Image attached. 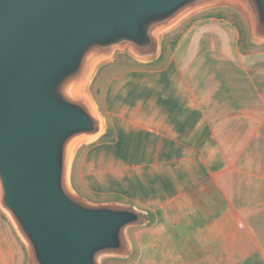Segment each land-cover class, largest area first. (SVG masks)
Wrapping results in <instances>:
<instances>
[{
    "label": "crops",
    "instance_id": "obj_1",
    "mask_svg": "<svg viewBox=\"0 0 264 264\" xmlns=\"http://www.w3.org/2000/svg\"><path fill=\"white\" fill-rule=\"evenodd\" d=\"M227 17H192L165 66L162 45L114 76L103 132L74 154L78 195L150 214L129 264H264V43ZM0 264H16L1 221Z\"/></svg>",
    "mask_w": 264,
    "mask_h": 264
},
{
    "label": "water",
    "instance_id": "obj_2",
    "mask_svg": "<svg viewBox=\"0 0 264 264\" xmlns=\"http://www.w3.org/2000/svg\"><path fill=\"white\" fill-rule=\"evenodd\" d=\"M217 6L242 12L264 43V0H0V205L30 264L129 255L130 228L150 214L89 201L71 184L76 150L105 127L89 84L117 51L154 60L166 33Z\"/></svg>",
    "mask_w": 264,
    "mask_h": 264
},
{
    "label": "rangeland",
    "instance_id": "obj_3",
    "mask_svg": "<svg viewBox=\"0 0 264 264\" xmlns=\"http://www.w3.org/2000/svg\"><path fill=\"white\" fill-rule=\"evenodd\" d=\"M216 12H222L226 14L228 16L227 17L228 21H230L231 23H234L235 25L238 22H241V24L245 25L246 28L248 29V34H249V37H246V38H249V40H251L249 25H248L247 19L245 18L242 12L230 6L210 7V8L199 11L193 14L192 16L188 17L181 24H179L176 28H174L173 30L169 31L168 33L164 35L163 42H162L163 48H164L162 56L160 57L158 61L154 62L156 64H154L153 66L162 67L166 65V63L168 62L171 56V51L173 49L171 40L180 34L184 25H186L187 21H190L192 17L198 14H201V13H216ZM128 57L135 59L127 50L117 51L114 55V58L110 60L109 62H107L106 64H104L103 66H101L97 70V72L94 74L89 84L88 89H89V92L92 98L95 100L96 105H98L99 110H100V105L102 106V108L104 107L103 106L104 105V93H105V90L107 89L108 84L112 80V78L124 72L127 69L140 66L139 64H136L137 62L133 61L132 59ZM84 149L85 148L83 147L79 151L78 159L76 163H78V160L83 154ZM74 186L77 188V185L75 182H74ZM77 190L80 191V189L78 188ZM89 197L93 200H99L97 197H94V196H89ZM0 221L3 224L4 231L8 237L9 243L14 253L16 264H30V251L25 245V243L23 242V240L20 238L11 219L4 212L1 205H0ZM134 229L135 228H132L129 230L130 236H132ZM129 263L130 261L127 258L122 259V258H116V257H107L103 259V264H129Z\"/></svg>",
    "mask_w": 264,
    "mask_h": 264
},
{
    "label": "trees",
    "instance_id": "obj_4",
    "mask_svg": "<svg viewBox=\"0 0 264 264\" xmlns=\"http://www.w3.org/2000/svg\"><path fill=\"white\" fill-rule=\"evenodd\" d=\"M237 26H238V28H239V30H240V34H241L242 37H249L248 29L246 28L245 25L241 24V22H238V25H237ZM176 41H177V37H175V38H173V39L171 40V44L174 45V44L176 43ZM128 58L132 59L133 61L137 62L136 64H138V61L134 60V59L131 58V57H128ZM99 105H100V104H99ZM100 110L103 111V108H102L101 105H100Z\"/></svg>",
    "mask_w": 264,
    "mask_h": 264
},
{
    "label": "bare ground",
    "instance_id": "obj_5",
    "mask_svg": "<svg viewBox=\"0 0 264 264\" xmlns=\"http://www.w3.org/2000/svg\"><path fill=\"white\" fill-rule=\"evenodd\" d=\"M91 110H92V112L95 114V112L97 113V111H96V107H95V104L93 103V102H91ZM102 119V118H101ZM104 121V120H103ZM97 137V135H95V136H93L92 138H87V140H85L86 142H88V141H92V140H94L95 138ZM76 144L77 143H75V144H71V145H69L68 146V149L71 151V155L73 154V151L75 150V148H76Z\"/></svg>",
    "mask_w": 264,
    "mask_h": 264
}]
</instances>
